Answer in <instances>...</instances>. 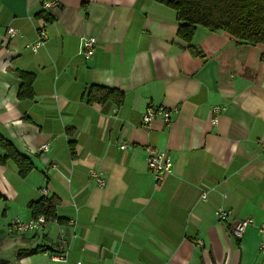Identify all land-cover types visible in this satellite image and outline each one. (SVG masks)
Segmentation results:
<instances>
[{
  "label": "crops",
  "instance_id": "0c3cea01",
  "mask_svg": "<svg viewBox=\"0 0 264 264\" xmlns=\"http://www.w3.org/2000/svg\"><path fill=\"white\" fill-rule=\"evenodd\" d=\"M47 1L0 0V137L32 165L21 177L0 147V264H264V44L201 27L185 42L176 12L155 0H57L46 11ZM40 28L46 39L32 52ZM84 37L97 41L90 59L79 54ZM19 73L33 76V98H18ZM93 86L121 103H88ZM159 107L169 125L142 123ZM147 147L173 162L160 183ZM37 202L55 219L9 235ZM220 207L231 218L219 221ZM245 219L253 225L238 239ZM61 239L64 262L53 259Z\"/></svg>",
  "mask_w": 264,
  "mask_h": 264
},
{
  "label": "trees",
  "instance_id": "16d2710c",
  "mask_svg": "<svg viewBox=\"0 0 264 264\" xmlns=\"http://www.w3.org/2000/svg\"><path fill=\"white\" fill-rule=\"evenodd\" d=\"M155 1L176 12L179 22L178 36L185 42H190L196 28L201 27L212 33H227L238 43L264 44V0ZM45 19L48 23L53 21L52 18ZM19 76L23 83L18 91V98L20 100L33 98V76L29 73H19ZM108 100L119 105L122 101V94L96 86L89 88L88 103L93 101L103 103ZM0 147L6 153L4 160L11 159L18 166L20 176L26 177L32 170L29 160L1 137ZM29 209L33 218L44 215L47 219H55L53 205L46 202L31 203Z\"/></svg>",
  "mask_w": 264,
  "mask_h": 264
},
{
  "label": "built area",
  "instance_id": "2783aa9c",
  "mask_svg": "<svg viewBox=\"0 0 264 264\" xmlns=\"http://www.w3.org/2000/svg\"><path fill=\"white\" fill-rule=\"evenodd\" d=\"M57 6V0H49L44 3L43 8L46 11H51L52 9L57 8ZM7 34L12 38L17 35V31L12 28H9L7 29ZM45 39L46 33L43 28H40L38 31L37 40L34 42L33 45L29 46V49L32 52H36L37 48L44 44ZM96 44L97 41L94 38H82L79 54L84 57V59H90L94 54ZM221 111L222 108L220 107L212 108L211 124L213 126L217 125L218 116L220 115ZM156 116L160 117L165 125L170 124V111L163 107L147 109V111L142 115L141 121L144 124H149ZM122 148H125V146H122ZM262 149L264 151V143L262 144ZM40 150L42 152H45L48 150V146L42 145L40 147ZM146 153V163L148 171L152 175V178L155 183H160L166 176L172 175L174 165L170 156L166 152L159 151L154 147H147ZM57 166L58 165L55 163L51 166V168L56 169ZM90 178L95 182L96 185L100 187H103L105 185V179L95 171H91ZM41 193L42 195H47L48 191L46 189H42ZM207 196V192L202 191L200 194V201L205 202L207 200ZM215 216L219 221H224L228 218H231V213L220 207L216 209ZM50 221H52V219H47L44 215H40L37 218H32L26 221L21 219L20 217H15L8 225L7 232L9 235H21L27 232H41L43 231L46 224ZM252 225L253 222L250 219H245L236 222L233 230V235L236 238L240 239L246 231L247 227ZM257 231L259 235L258 251L264 257V220L257 227ZM57 250L58 254H56L53 259L64 262L68 252L66 241L64 239H61L59 241Z\"/></svg>",
  "mask_w": 264,
  "mask_h": 264
}]
</instances>
